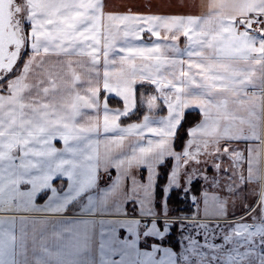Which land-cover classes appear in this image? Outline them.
I'll return each mask as SVG.
<instances>
[{
	"label": "crops",
	"instance_id": "0c3cea01",
	"mask_svg": "<svg viewBox=\"0 0 264 264\" xmlns=\"http://www.w3.org/2000/svg\"><path fill=\"white\" fill-rule=\"evenodd\" d=\"M26 3L36 18L32 28L40 31L39 42L58 40L60 29H81L85 23L81 24L80 16L86 14L88 35L76 42L101 46L92 48L90 54L83 49L74 53L87 61L92 56L100 62L128 58L125 40L118 43L96 35L100 29L113 28L109 22L114 18L119 25L128 16L184 23L187 35L174 41L170 49V62L181 63L179 68L171 66L180 69L181 77V86L177 84L172 91L183 87L186 93L198 94L199 116L187 129L186 141L197 144L204 159H217L213 172L217 177L210 180L219 183L201 186L199 195L202 188L217 185L239 197L264 201V0ZM112 46L119 49L112 50ZM225 93L232 102H241L240 94L248 102L258 95L259 105L250 103L247 111H238L245 113H238L223 97ZM137 123L118 120L117 128L98 136L97 169L91 173L88 153L71 150L78 138L66 135L69 130L47 136L35 127L32 134L40 139L32 145L28 128L15 129L14 124L6 128L9 137H0V148L2 141L12 137H21V141L20 160L13 159V165H7L0 155V264H174L170 246L146 240L161 236L160 220L165 212L157 209L156 201L167 206L170 190L182 184V176L187 174L190 180V157L176 150L173 131L142 130ZM240 151L244 167L222 165L223 156L238 157ZM168 156L172 164L159 198V166ZM182 157L183 165L179 164Z\"/></svg>",
	"mask_w": 264,
	"mask_h": 264
},
{
	"label": "rangeland",
	"instance_id": "374dc122",
	"mask_svg": "<svg viewBox=\"0 0 264 264\" xmlns=\"http://www.w3.org/2000/svg\"><path fill=\"white\" fill-rule=\"evenodd\" d=\"M36 2L38 0H34ZM29 8L26 0H11L14 43L0 68V137L4 140L9 137L6 128L13 124L15 129L22 127L31 131L29 142L32 145L40 139L32 134L35 127L41 128L47 136H58L61 130H69L66 135L78 138L76 148L73 144L71 150L88 153L87 165L91 173L97 169L98 136L117 128L118 120L132 114L139 116L140 120H134L138 122V129L173 131L177 136L176 150L180 155L184 152L185 158L190 157L187 165L191 178L186 179L187 174H184L182 184L170 193L179 190L178 198L187 197L186 209L190 212H179L178 206L168 202L169 196L167 206L156 201L157 209L165 212L160 220L162 233L158 239L146 241L170 246L175 256L174 264H264V201L239 197L217 185L202 188L199 195L201 186L217 183L210 180L217 177L213 173L217 159H204L197 144H188L186 134L190 126L186 133L179 130V115L182 114L183 119L186 109L197 111L199 106L198 94L186 93L183 87L177 93L172 91L177 84L181 86V77L180 69L171 66L179 68L181 63L170 62L173 52L170 49L174 41L187 35L184 23L128 16L125 24L119 25L114 18L109 22V27L113 28L100 29L96 35L103 40L110 37L118 43L125 40L128 58H120L121 62H100L93 61L92 56L87 61L74 53H82L83 49L90 54L92 48L98 50L101 46L76 42L88 35L86 14L80 16L81 24L85 23L81 29H60L56 31L61 34L58 40L39 42L40 31L32 28L36 18ZM209 31L212 37L218 38L215 31ZM111 49L119 48L112 46ZM238 96L241 102H232V97L226 93L223 96L237 112L247 111L250 103V106L259 105L258 95L249 102L245 95ZM20 141L21 137L2 141L0 155L9 166L13 165V159L20 160L17 152ZM168 157L165 161L170 170L172 160ZM182 159L179 164L183 165ZM222 160L223 166L244 167L245 164L241 151L238 157L223 156Z\"/></svg>",
	"mask_w": 264,
	"mask_h": 264
},
{
	"label": "trees",
	"instance_id": "16d2710c",
	"mask_svg": "<svg viewBox=\"0 0 264 264\" xmlns=\"http://www.w3.org/2000/svg\"><path fill=\"white\" fill-rule=\"evenodd\" d=\"M136 110H137V108L135 109V112H136ZM198 116H199V114L195 110L187 111L185 113V115L183 116V119L181 120L179 130L181 129L182 133L183 132L186 133V128L191 126L195 121H197ZM138 118H139V116L133 117V115L131 114L130 117L123 118L120 120V122L121 123L129 122V121H132L135 119L137 120ZM167 160H169V159H167ZM166 161L159 166L160 172H159L158 181H157V185H156V195L158 197L161 196L162 185L166 179V175H167V172L169 170V164ZM178 194H180L179 190H172L170 195H169L168 202L174 206H178L179 212H185V211L190 212L189 209H186L188 206L189 199L187 197H186V199H180V198H178L179 197ZM175 248H177V246H175Z\"/></svg>",
	"mask_w": 264,
	"mask_h": 264
},
{
	"label": "water",
	"instance_id": "95a60500",
	"mask_svg": "<svg viewBox=\"0 0 264 264\" xmlns=\"http://www.w3.org/2000/svg\"><path fill=\"white\" fill-rule=\"evenodd\" d=\"M10 4L11 0H0V68L2 59L9 54L14 43Z\"/></svg>",
	"mask_w": 264,
	"mask_h": 264
},
{
	"label": "snow or ice",
	"instance_id": "6c2138e0",
	"mask_svg": "<svg viewBox=\"0 0 264 264\" xmlns=\"http://www.w3.org/2000/svg\"><path fill=\"white\" fill-rule=\"evenodd\" d=\"M193 187H195V185H193Z\"/></svg>",
	"mask_w": 264,
	"mask_h": 264
}]
</instances>
